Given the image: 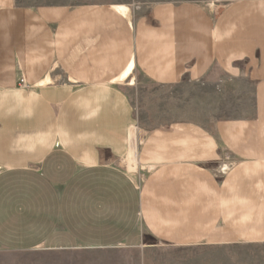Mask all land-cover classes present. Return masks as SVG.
I'll return each mask as SVG.
<instances>
[{"label": "crops", "instance_id": "1", "mask_svg": "<svg viewBox=\"0 0 264 264\" xmlns=\"http://www.w3.org/2000/svg\"><path fill=\"white\" fill-rule=\"evenodd\" d=\"M0 264H264V0H0Z\"/></svg>", "mask_w": 264, "mask_h": 264}, {"label": "rangeland", "instance_id": "2", "mask_svg": "<svg viewBox=\"0 0 264 264\" xmlns=\"http://www.w3.org/2000/svg\"><path fill=\"white\" fill-rule=\"evenodd\" d=\"M182 1V0H177ZM200 3L205 6L210 11L216 13L220 8L225 5L235 1V0H189ZM139 9H132V14L136 15ZM134 71V72H133ZM118 83H123L125 87V92L134 99L135 104V113L137 114V121H135L132 127L135 128V161H129V154L125 155L122 159L117 161V164L121 168L125 169L132 178L139 184L143 179L146 170L143 167H140L138 162H136V152L137 147L139 146L142 138L145 133L160 125V123L171 119L174 116H177V106L175 107L174 101H177V95H189L194 94L196 91L186 89H162L157 86H154L143 78L141 73L137 69H130L129 72L124 75L122 78L117 81ZM131 85L126 86L124 85ZM129 130V135L131 136V130ZM129 150H130V140H129ZM228 159H225V163L222 167L219 168L221 173L227 170L229 167Z\"/></svg>", "mask_w": 264, "mask_h": 264}, {"label": "bare ground", "instance_id": "3", "mask_svg": "<svg viewBox=\"0 0 264 264\" xmlns=\"http://www.w3.org/2000/svg\"><path fill=\"white\" fill-rule=\"evenodd\" d=\"M122 9H124V10H122V11H125V8H122ZM120 11V10H119ZM135 128H133L132 130H131V136H130V152H128V153H130V161L131 162H133V161H135V148H136V142H135Z\"/></svg>", "mask_w": 264, "mask_h": 264}, {"label": "built area", "instance_id": "4", "mask_svg": "<svg viewBox=\"0 0 264 264\" xmlns=\"http://www.w3.org/2000/svg\"><path fill=\"white\" fill-rule=\"evenodd\" d=\"M20 82H21V84H22L23 86L25 85L24 80H23L22 78H21Z\"/></svg>", "mask_w": 264, "mask_h": 264}]
</instances>
